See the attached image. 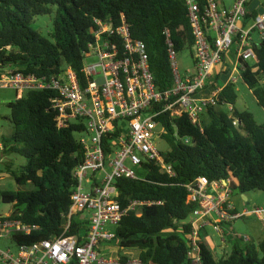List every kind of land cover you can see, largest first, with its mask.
<instances>
[{
  "label": "trees",
  "instance_id": "16d2710c",
  "mask_svg": "<svg viewBox=\"0 0 264 264\" xmlns=\"http://www.w3.org/2000/svg\"><path fill=\"white\" fill-rule=\"evenodd\" d=\"M53 16V31L43 36L33 25L39 16ZM125 18L134 39L145 43L151 71L158 91L174 85L165 30L177 52H193V34L184 0H0V64L24 73L53 76L71 67L80 84L84 78V52L94 41L96 19L118 27ZM256 71L249 65L242 81L264 108V41L255 47ZM228 73H216L215 81ZM54 90H29L8 102L13 132L3 138L4 152L26 159L20 174L11 172L20 186L32 184L29 191H2L0 200L14 204L11 217L35 226L30 234H15L13 243L30 245L65 232V217L78 182L74 169L84 161V150L76 137L83 124L58 128L52 108ZM236 84L229 83L219 96V106L209 107L201 124L188 115L172 117L161 113L156 120L165 128L164 139L170 150L161 152L167 173L156 161L146 160L139 179L116 181L118 200L126 207L130 201L147 202L140 215L128 213L115 227V249H137L143 264H191L188 258L189 217L195 205L188 202L187 185L199 177L210 182L231 178V193L264 190V123L253 112L238 110ZM231 105L232 113L223 105ZM163 108V104L155 107ZM207 116L209 122L203 120ZM189 139V143H186ZM82 213L71 219L68 234L86 229ZM229 254L217 257L204 245V264H264V239L257 245L235 238ZM83 242V239H79ZM122 263L126 255H119Z\"/></svg>",
  "mask_w": 264,
  "mask_h": 264
},
{
  "label": "built area",
  "instance_id": "2783aa9c",
  "mask_svg": "<svg viewBox=\"0 0 264 264\" xmlns=\"http://www.w3.org/2000/svg\"><path fill=\"white\" fill-rule=\"evenodd\" d=\"M184 1L196 68L185 76L181 74L178 52L166 29L174 85L164 92L156 88L145 43L133 38L124 17L118 27L96 19L94 41L84 52L85 86L71 67L58 75L37 76L0 64V87L15 89L18 99L29 90H54L52 108L57 113L58 128L75 123L85 126L83 132H78L82 135L78 140L84 161L74 169L78 184L71 196L70 211L63 214L65 232L30 245H17L13 235L30 234L37 227L11 214L0 216V241L11 239L16 247H0V264H143L139 254L128 256L122 263L111 245L117 238L115 227L130 212L140 215V207L147 203L132 200L124 207L118 200L116 181L139 179L135 167L140 169L146 160L158 162L174 175L155 144L166 133L156 118L164 112L172 117L186 114L193 124H201L207 108L219 106L220 93L227 84H236L249 65L256 71L258 44L254 34H259L261 43L264 41V0H234L230 6L224 0ZM91 56L98 61L90 63L87 59ZM215 73L228 74L223 75L226 79L219 85ZM160 104L163 108L156 109ZM223 106L232 113L231 105ZM85 180L91 181L88 192L84 191ZM231 183V178L210 182L201 176L187 185L188 202L195 205L189 221L191 264H204L202 231L206 226L224 235L223 224L251 214L264 222V207L236 211L231 201ZM79 213H88L84 216L88 221L86 229L70 235L71 219ZM239 237L251 242L248 235ZM80 238L83 242H79Z\"/></svg>",
  "mask_w": 264,
  "mask_h": 264
},
{
  "label": "rangeland",
  "instance_id": "374dc122",
  "mask_svg": "<svg viewBox=\"0 0 264 264\" xmlns=\"http://www.w3.org/2000/svg\"><path fill=\"white\" fill-rule=\"evenodd\" d=\"M227 6L232 5L234 0H224ZM33 27L38 30L43 36L49 37L50 33L53 31V16H39L35 18V22ZM256 43L259 45L261 43L259 34H254ZM233 51V50H232ZM194 52H191L189 49H185L177 54V61L181 71V74L185 76L188 73H192L195 71L196 62L194 58ZM232 54V52H231ZM90 63H96L98 58L96 56H91L87 59ZM252 64V63H251ZM236 88L238 90V100L235 107L242 111V110H249L254 113L257 121L259 123H264V108L260 106L252 93V90L242 81L236 83ZM17 99L16 90L4 86L0 87V142H3L4 137H10L13 132V127L10 122V108L8 107V102L14 101ZM224 111H228L227 106H222ZM205 117V116H204ZM203 120L209 122L208 117L206 116ZM82 135L76 134L77 139H79ZM156 147L160 152H167L170 150V145L166 139H157ZM26 164V159L14 153H5L4 150H0V193L2 191H29L35 189V187L28 183L27 185L20 186L16 182L15 178L11 175V172H16L20 174V168L22 165ZM135 169L139 173V169L135 167ZM84 191L88 192L91 189V181L85 180L83 183ZM231 201L235 206L241 210L242 208H247L249 210H254L258 207H264V190H255L247 193L246 195L241 194L239 191H233L231 193ZM14 204L3 203L0 200V216H5L11 214L14 210ZM84 216H88V213H84ZM251 220H253V224L257 223L258 228L264 229L261 222L257 220L254 214H251ZM190 219V217H189ZM249 220L236 219V225H241L244 227L245 223ZM256 225V224H255ZM240 227V226H239ZM245 228V227H244ZM110 229V228H109ZM237 231L240 234L252 235L249 230L241 229ZM204 233V231H202ZM208 233L212 235L217 242V245L220 246L221 238L219 234L214 231L213 228H208ZM253 241L252 243L258 244L260 242V237L252 235ZM235 241L227 240V247L224 249L226 253L221 252L218 250L217 256H224L229 254L234 245ZM5 246H10L14 250L16 247L12 244L11 239H5L0 241V247L5 248ZM217 246V247H218ZM210 248V247H209ZM116 253L118 255H126V256H136L139 254V250L137 249H116ZM115 253V254H116Z\"/></svg>",
  "mask_w": 264,
  "mask_h": 264
},
{
  "label": "crops",
  "instance_id": "0c3cea01",
  "mask_svg": "<svg viewBox=\"0 0 264 264\" xmlns=\"http://www.w3.org/2000/svg\"><path fill=\"white\" fill-rule=\"evenodd\" d=\"M235 208H236V211L239 213L243 212L246 209V208H242L241 210H239V208L237 206H235ZM243 219L249 220L245 223V225H244L245 228L242 227L241 225L237 226L235 223V220H233L229 223L223 224V229H224L225 234L224 235L219 234V236L221 238V243H220L221 245L220 246L217 245V242L215 241L214 237L208 233V228H210V227L213 228V227L210 225L206 226L205 229L203 230L204 233L202 232L203 245L209 251H211L212 254H214L215 256L218 255V252H217L218 250H220L223 253H226L224 251V249L227 247V240L234 241L237 236L246 235V234H240V232L237 231V228H238V230H240L239 228H241V229L247 228V230H249L252 235L260 237V239L263 240L264 239V229L258 228L256 222H255L256 225L253 224V220H251V217H244ZM257 220L260 221L258 218H257ZM260 222L264 228V222L263 221H260ZM240 231H242V230H240ZM252 235H248L251 238V242L253 241ZM217 257H220V256H217Z\"/></svg>",
  "mask_w": 264,
  "mask_h": 264
},
{
  "label": "water",
  "instance_id": "95a60500",
  "mask_svg": "<svg viewBox=\"0 0 264 264\" xmlns=\"http://www.w3.org/2000/svg\"><path fill=\"white\" fill-rule=\"evenodd\" d=\"M102 81H103L102 79L99 80L100 83H101Z\"/></svg>",
  "mask_w": 264,
  "mask_h": 264
}]
</instances>
